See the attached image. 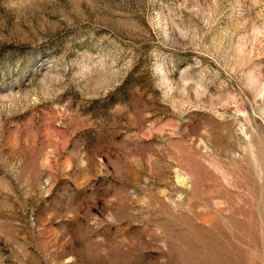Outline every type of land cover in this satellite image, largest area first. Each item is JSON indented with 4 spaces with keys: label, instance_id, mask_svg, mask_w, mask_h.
Here are the masks:
<instances>
[{
    "label": "rangeland",
    "instance_id": "rangeland-1",
    "mask_svg": "<svg viewBox=\"0 0 264 264\" xmlns=\"http://www.w3.org/2000/svg\"><path fill=\"white\" fill-rule=\"evenodd\" d=\"M0 264H264V0H0Z\"/></svg>",
    "mask_w": 264,
    "mask_h": 264
}]
</instances>
